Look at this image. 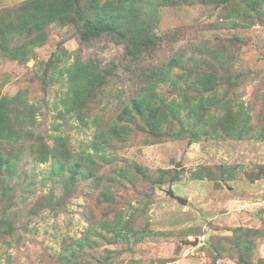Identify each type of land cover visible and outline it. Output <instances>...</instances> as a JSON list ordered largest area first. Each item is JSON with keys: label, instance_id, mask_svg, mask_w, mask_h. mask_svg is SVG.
Returning a JSON list of instances; mask_svg holds the SVG:
<instances>
[{"label": "rangeland", "instance_id": "374dc122", "mask_svg": "<svg viewBox=\"0 0 264 264\" xmlns=\"http://www.w3.org/2000/svg\"><path fill=\"white\" fill-rule=\"evenodd\" d=\"M0 133V264H264V0H0Z\"/></svg>", "mask_w": 264, "mask_h": 264}, {"label": "trees", "instance_id": "16d2710c", "mask_svg": "<svg viewBox=\"0 0 264 264\" xmlns=\"http://www.w3.org/2000/svg\"><path fill=\"white\" fill-rule=\"evenodd\" d=\"M88 29H89V31L91 32V34H99L100 33V31H101V29H99V28H97V27H95V26H92V25H90V26H88ZM145 45H147V44H145ZM143 43H142V45H140V47H138V44H134V47H133V49L132 50H128V54L132 57V58H138L141 54H142V52H141V50H143V52L146 50V48L144 47L145 46ZM142 46V47H141ZM148 46V45H147ZM129 47V46H128ZM144 47V48H143ZM137 49H139L138 51H135V50H137ZM182 58H177V61H180ZM179 63V62H178ZM159 83L158 82H156V83H152V85L150 86V87H148L147 89H149V92L148 93H150L152 90H154L155 91V88L157 87V85H158ZM156 85V86H155ZM187 88H189V87H187ZM198 89V88H197ZM198 90H200V89H198ZM148 96H149V94H147ZM153 95V96H152ZM184 97V96H183ZM148 101H149V103H148ZM148 101L145 103V104H142L143 105V107L144 108H147V109H149L150 110V112L149 113H147L149 116H144V122L146 123V124H150V125H152V126H158L159 125V123H160V117H159V114H161L162 113V110H163V107H162V110H161V107H156L155 106V103H156V94H154V93H150V97L148 98ZM149 104V105H148ZM133 107L135 108V110L139 113V114H141V115H143V114H145V111L139 106V103L137 102V103H135L134 105H133ZM149 131H151L150 133H151V135L153 136V137H155V138H157V139H159L158 137H160L159 135H158V133H152V132H155L156 130L155 129H148ZM13 135L11 134V135H6V136H3L1 133H0V139H1V137H3L4 138V140L6 141V142H4V144L5 143H7L8 141L7 140H10V138L12 137ZM4 144H2V146H4ZM1 145V144H0ZM3 148V147H2Z\"/></svg>", "mask_w": 264, "mask_h": 264}, {"label": "water", "instance_id": "95a60500", "mask_svg": "<svg viewBox=\"0 0 264 264\" xmlns=\"http://www.w3.org/2000/svg\"><path fill=\"white\" fill-rule=\"evenodd\" d=\"M177 167H179V165H177ZM170 197L177 200L180 204H182L183 206H186L188 205V201L185 200L184 198L182 197H179V196H176L172 191H170L169 193Z\"/></svg>", "mask_w": 264, "mask_h": 264}]
</instances>
